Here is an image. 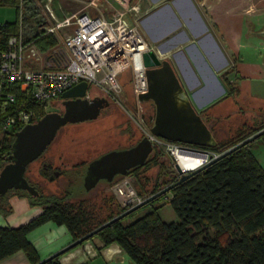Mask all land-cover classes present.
Segmentation results:
<instances>
[{
  "label": "trees",
  "instance_id": "16d2710c",
  "mask_svg": "<svg viewBox=\"0 0 264 264\" xmlns=\"http://www.w3.org/2000/svg\"><path fill=\"white\" fill-rule=\"evenodd\" d=\"M21 1L25 11L33 14L32 0H0V5H14L20 14ZM19 30V18L0 24V49H5L9 37L18 34ZM32 39L44 52L56 43L51 34L35 33ZM225 82L233 92L232 82L227 78ZM8 91L16 93L15 103L7 101ZM25 98L26 94L20 91L18 83L6 86L0 96V118L13 113L17 103ZM30 105L38 113L35 120L47 112L42 105ZM205 111L200 112L202 116ZM247 126L243 122L237 136L217 139L215 145L195 146L220 154L264 128V112L260 111L253 117V124ZM16 131L0 140V168L9 161ZM258 139L264 142V133L197 168L167 191L168 201L179 220L165 221L156 209L137 215L138 207L99 229L82 243L95 237L99 238L102 246L118 243L137 264H264V167L252 150L253 143ZM163 152L162 147L155 145L150 153H155L153 161ZM149 163L148 157L126 174H135L140 182L137 169L149 166ZM177 180L178 176H173L167 184ZM25 193L32 204L42 206V211L19 226L0 225V260L22 250L30 264L40 262L42 259L28 240L27 233L45 221L65 224L73 240H76L126 210L111 206L105 218L95 222L92 219L96 217L94 206L86 199L72 202L69 192L50 196H44L40 191L36 195L27 190ZM2 199L0 194V208ZM63 254L52 255L41 264H63L60 260Z\"/></svg>",
  "mask_w": 264,
  "mask_h": 264
},
{
  "label": "rangeland",
  "instance_id": "374dc122",
  "mask_svg": "<svg viewBox=\"0 0 264 264\" xmlns=\"http://www.w3.org/2000/svg\"><path fill=\"white\" fill-rule=\"evenodd\" d=\"M63 1L71 9H78L86 2L82 0ZM225 1L217 10L215 9L216 13H213L217 18L211 15L209 19L218 35H221L219 19L225 22L224 25L227 24L224 31L226 35L231 33V28H244L240 39L239 57L247 65L242 79L235 76L232 81V84H235L233 92L236 91L235 86H238L236 85L237 81H239L241 92L238 95L233 94L224 101L227 110H229V116L221 118V115L203 114L204 120L210 125L216 138L223 140L230 135L237 136L238 128L243 122L249 127L253 124V117L259 115L260 111L264 112V35L258 33L264 29V0ZM126 3L140 4L138 14L142 20L147 11L143 0H110L106 5L111 9H107L105 14L108 17L112 16L118 8H122V5ZM30 4L33 6V14L26 12L25 8L22 12L25 37L32 39L33 34L37 31V24L40 22L42 12L38 0H32ZM18 18L20 19V14L16 6L0 5V24L14 22ZM227 39L230 40L229 35ZM132 75L130 68L124 70L120 75L121 87L118 95L108 97L111 101L110 105L104 108L97 118L71 122L61 127L55 139L37 159L29 164L27 169L28 176L44 196L64 195L69 192L72 202L79 203L83 199L88 200L95 209L96 217H92L95 222L103 220L111 206L114 209H128L124 205V197L114 189L116 182L123 180L131 182L137 195L147 198L168 186L167 183L171 178L177 175L175 167L177 160L164 151L154 161L152 157L155 153L150 154V165L137 169L140 182L136 180L135 174H119L113 181L102 180L89 189L85 184L83 176L86 165L91 159L105 151L130 146L150 130L155 106L150 100L139 101L134 95ZM91 89L92 93L98 91L93 87ZM217 98H214L213 102H216ZM58 106H61L59 99L49 105L46 111L57 110ZM4 136H9V134L0 131V140ZM252 150L258 160L261 158L264 160V142L262 140H256ZM45 160L50 161L51 168L59 169L61 174L54 179L42 174L39 169ZM25 192L26 190L10 189L3 194V205L0 208L1 218L10 216L16 210L17 212L24 211L16 206V202L23 195L28 197ZM168 195V192L160 194L143 204L139 207L137 215L156 209L159 216L165 221L179 220L178 214L168 201ZM124 252L126 253L125 250Z\"/></svg>",
  "mask_w": 264,
  "mask_h": 264
},
{
  "label": "built area",
  "instance_id": "2783aa9c",
  "mask_svg": "<svg viewBox=\"0 0 264 264\" xmlns=\"http://www.w3.org/2000/svg\"><path fill=\"white\" fill-rule=\"evenodd\" d=\"M82 1L86 2L78 9H71L63 0H38L42 17L36 33L51 34L56 39L55 45L45 52L34 39L25 37L22 12L25 6L21 1L19 33L12 34L7 47L0 49V96L6 86L18 83L26 98L17 103L13 113L0 118L1 132L8 134L34 121L38 113L30 104L42 105L47 110L65 90L82 80L88 82V97L94 94L91 87L107 97H115L120 91L121 73L130 68L134 95L138 98L148 90L143 52L152 46L141 27L140 4H123L108 17L98 0ZM6 98L11 103L17 101L13 91H8ZM146 136L177 161L179 151L200 154L193 167L180 164L187 171L203 166L218 155L157 136L151 127ZM114 189L124 197L128 208L144 199L127 180L116 182Z\"/></svg>",
  "mask_w": 264,
  "mask_h": 264
},
{
  "label": "crops",
  "instance_id": "0c3cea01",
  "mask_svg": "<svg viewBox=\"0 0 264 264\" xmlns=\"http://www.w3.org/2000/svg\"><path fill=\"white\" fill-rule=\"evenodd\" d=\"M109 1L102 0L104 5L100 7L104 13L105 9H111L106 5ZM223 2L226 1L143 0L147 11L141 20L142 30L152 48L161 58L171 60L195 107L200 112L206 110L204 114L221 115V118L229 116L224 101L241 92L239 81L236 84L238 86H235L236 91L230 92L225 79L231 82L235 76L242 79L247 65L239 57L244 28H231L229 40L224 32L227 24L224 25L223 20L217 19L221 29V35H218L209 19ZM214 98L218 100L213 102ZM259 162L264 167L262 158ZM16 206L24 211L16 210L4 219L0 217V225L19 226L42 211V206L32 204L25 195L16 202ZM32 231L27 233V238L35 246L41 259L73 241L67 226L54 220L45 221ZM60 260L63 264H75L78 260H81V264L135 263L118 243L102 246L97 237L70 249ZM0 264L30 262L24 251L18 250L0 260Z\"/></svg>",
  "mask_w": 264,
  "mask_h": 264
},
{
  "label": "water",
  "instance_id": "95a60500",
  "mask_svg": "<svg viewBox=\"0 0 264 264\" xmlns=\"http://www.w3.org/2000/svg\"><path fill=\"white\" fill-rule=\"evenodd\" d=\"M98 2L100 5H104L102 0H98ZM258 33L264 35V29L258 31ZM143 62L146 67L148 90L139 94L138 99L139 101L150 100L155 106L151 131L157 136L191 145H215L217 138L214 132L187 95L184 84L171 60L161 58L154 48H150L143 52ZM47 63L50 64L49 61ZM87 88L88 82L82 80L65 90L62 93V97L67 99L64 110H49L37 120L25 124L16 131V138L10 154L11 161H8L0 170L1 195L5 194L14 185H21L31 194H38V189L29 184L28 179L24 176L26 164L35 160L44 152L65 124L97 118L101 113V109L110 103V99L105 95L97 94L88 97L86 94ZM263 133L264 128H261L213 159L230 153L237 147L253 141ZM153 148L154 145L151 139L145 135L129 147L106 151L90 164L89 172L85 177L87 188L89 189L95 185L101 177L111 180L117 173L126 174L130 168L144 163ZM175 167L178 176L176 182L144 198L141 202L114 216L80 238L73 240L52 255L63 254L71 248L83 244L84 240L98 232L99 229L137 209L156 196L169 191L174 184L183 181L197 169L187 171L181 167L178 161L175 162ZM58 174L59 171H56L55 174L50 176V179ZM100 243L102 245L101 241ZM45 259L36 264L43 263ZM75 264H81V260L76 261Z\"/></svg>",
  "mask_w": 264,
  "mask_h": 264
},
{
  "label": "flooded vegetation",
  "instance_id": "af4514ba",
  "mask_svg": "<svg viewBox=\"0 0 264 264\" xmlns=\"http://www.w3.org/2000/svg\"><path fill=\"white\" fill-rule=\"evenodd\" d=\"M97 94H99V95H104V94H102V93H99V92H95L93 95H97ZM59 100H60V102H61V106H58V107H56V109L57 110H59V111H62V110H64L65 109V107H66V100L67 99H65V98H63L62 96L59 98ZM110 103H111V101H110ZM110 103H109V105H110ZM108 105V106H109ZM108 106H106V107H108ZM106 107H104V108H106ZM104 108H102L101 109V112H102V110L104 109ZM101 114V113H100ZM94 119V118H93ZM87 120H89V119H87ZM142 138V137H141ZM140 138V139H141ZM135 144V143H134ZM133 145V144H132ZM131 146V145H130ZM127 147H129V146H127ZM106 152V151H105ZM105 152H103V153H105ZM103 153H101L100 155H98L97 157H95V158H93V159H91L89 162H88V164L86 165V168H85V173H84V176H83V178H84V181H85V177L87 176V174H88V172H89V166H90V164L94 161V160H96V159H98ZM9 161H11V158H10V155H9ZM38 158V157H37ZM36 158V159H37ZM34 161V160H33ZM32 162V161H31ZM31 162H28L27 164H26V168H25V171H24V176L28 179V182H29V184H31V185H34V183L32 182V180L30 179V177L28 176V174H27V169H28V167H29V164L31 163ZM135 167V166H134ZM133 168V167H132ZM131 169V168H130ZM129 169V170H130ZM40 172L42 173V174H44L45 176H47L48 178H50V176L52 175V174H55V172L56 171H59V174L58 175H55V177L54 178H56L57 176H59L60 174H61V172H60V170L59 169H57V168H51V162L50 161H43V163H42V165H41V167H40ZM119 174H122V173H117V174H115L114 175V177H113V179H107L106 177H101L100 179H98V181L95 183V185L96 184H98L100 181H106V182H111V181H113L114 179H115V177L117 176V175H119ZM53 178V179H54ZM95 185H93V186H95ZM35 186V185H34ZM92 186V187H93ZM36 187V186H35ZM10 189H15V190H26L25 188H23V187H21V185H19V186H12L11 188H9L8 190H10ZM28 191V190H27ZM130 208V207H129Z\"/></svg>",
  "mask_w": 264,
  "mask_h": 264
},
{
  "label": "bare ground",
  "instance_id": "6f19581e",
  "mask_svg": "<svg viewBox=\"0 0 264 264\" xmlns=\"http://www.w3.org/2000/svg\"><path fill=\"white\" fill-rule=\"evenodd\" d=\"M178 157V162L182 166H187V167H193L195 165V161L200 159V154H194L191 152H186V151H179L177 154Z\"/></svg>",
  "mask_w": 264,
  "mask_h": 264
}]
</instances>
